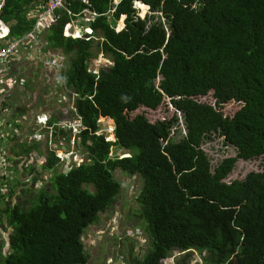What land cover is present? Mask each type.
Returning a JSON list of instances; mask_svg holds the SVG:
<instances>
[{"label": "trees", "instance_id": "trees-1", "mask_svg": "<svg viewBox=\"0 0 264 264\" xmlns=\"http://www.w3.org/2000/svg\"><path fill=\"white\" fill-rule=\"evenodd\" d=\"M0 1L8 39L33 28L26 14L42 0ZM135 1L141 14L148 5L160 14L141 19ZM67 2L73 13H97L91 32L73 38L65 34L75 16L57 10L44 35L47 50L69 57L65 85L78 95L86 158L63 171L49 152L43 168L52 176L28 206L24 195L34 188L25 184L14 201L15 188L8 201L0 197V224L11 230L0 264H87L83 236L123 188L116 169L142 180L135 198L149 245L140 258L128 253L126 264H162L175 250L184 253L176 264H189L193 252L201 264H264V164L225 180L239 158H264V0ZM95 48L112 59L98 75L89 66ZM167 100L184 120L179 140L171 133L177 112L149 119ZM101 117L114 122L115 140L98 132ZM212 133L237 149L214 167L202 148ZM114 146L125 153L112 156ZM20 147L27 156L41 151L37 141Z\"/></svg>", "mask_w": 264, "mask_h": 264}, {"label": "rangeland", "instance_id": "rangeland-1", "mask_svg": "<svg viewBox=\"0 0 264 264\" xmlns=\"http://www.w3.org/2000/svg\"><path fill=\"white\" fill-rule=\"evenodd\" d=\"M137 10L138 15L141 17V19H144V17H148L151 14H160L159 12H151L149 8L144 14H141L142 11L139 8H137ZM121 23H123V17H121V20L116 23L117 30H121L123 28H120ZM78 24H81V29H84L83 26L85 25V23H82L80 21L75 23V30L81 32V29L79 28L80 25L77 26ZM89 32L90 30H85L84 33ZM77 34L78 33L75 32L73 35L76 36ZM80 35L83 36V33L81 32ZM94 50L97 56L93 58L92 61L97 62L98 64L101 63L103 65V68H107L112 65V59L104 56L101 52H99L98 48H95ZM92 61L89 64L90 67H92L93 65ZM68 63L69 57L66 56L64 60V65L66 68L68 66ZM34 67L25 64L22 69V73L17 71L15 72L19 82H21L20 84L23 87L27 86L31 88V92H28V94H31V98H26L25 100H23L22 104L24 108L19 109L18 112V116L19 114H21L22 119L25 120V122H30V118H32L33 112H31L30 116L28 112L31 107L39 108L47 101H50V104H54V99L57 100L58 97L69 95V93L65 92L64 88L58 87L57 85L55 92L53 91L54 97L53 95L49 97L44 96V92L51 93L50 88L52 87V82L49 78L43 80V71L41 81L38 80V83H36L35 81L25 84L23 82V79L27 80L26 76L28 71L32 70ZM158 81L159 79L157 80V82ZM22 96H26V92L20 89L7 94V98L4 104L5 106H9L10 110H0L2 118L9 116L12 121H16L20 126L21 124L19 121L21 119L16 118L15 120H13L12 104L13 106L15 103H17L15 104V106L18 105V103L22 100ZM52 97L53 99H50ZM211 99V95H209L207 96V98L201 100L210 101ZM60 105L62 108V112L67 117V120H72L73 118H75V112H73L70 108L68 110L66 109L68 101H64ZM55 106L56 105L50 107V109H53ZM237 107V105H232L224 108V110L226 109L228 111H234ZM176 112L177 110H175L173 105L169 102V100H167V102H164V104L155 113L149 114V119L151 121H155L158 119H170ZM177 116L179 117V126L173 127L171 133L173 134L172 137H174L176 140H179L180 137L186 132V127L180 111L177 112ZM55 117H59V114H55ZM60 118H63V116H60ZM99 127V133H104L109 140H115V125L113 121L101 117L99 119ZM8 129L10 130L11 128L9 127ZM112 137H114V139H112ZM25 140L26 137H23L24 142ZM17 143L20 146V144L23 142ZM202 148L210 157L212 165H216L218 161H221L227 156H235L237 154L236 147L227 144L224 141L223 136L219 133H212L211 137L203 142ZM79 150L83 155V158H86V152L81 144L79 146ZM124 153L125 150L123 148L114 146L112 156H119ZM263 164V157L250 160L239 158L236 162L234 170L227 176L225 180L232 181L234 179H244L251 171H261L263 168ZM30 165L31 166L25 167V171L20 174L17 172L18 167L16 164V175H14V185L16 192H18V190H21L20 188L23 186V184L34 188V190L32 189L27 195H24V199H26L27 201L25 204L27 206L30 204V201H32L35 195V191L41 189L44 185L49 183L52 176V171L44 170L42 164L40 165L33 163ZM58 169H60L59 165ZM31 173H33L34 175H32L33 178L30 180L29 177H31ZM114 176L122 182L123 188L120 194L117 196V199L113 203V205H111V207H109L105 212H102L99 221L95 225L90 226L83 236L82 240L85 244V249L89 256L87 264H126V256L128 253L133 252L135 256L140 258L144 253L147 252L149 248L147 233L146 231H144V226L138 217L139 205L135 198L136 194L139 192L142 186V180L136 175H129L125 173L121 169H116L114 171ZM35 177L39 178L36 185L32 182ZM0 231L1 245L5 246V248L7 249L8 233L11 232V230L6 225V222H4V224H0ZM183 254L184 253H182L180 250H175L172 256L167 258V260H165L164 262L166 264H176L177 259H179ZM189 264H201V257L197 254V252L191 253Z\"/></svg>", "mask_w": 264, "mask_h": 264}, {"label": "built area", "instance_id": "built-area-1", "mask_svg": "<svg viewBox=\"0 0 264 264\" xmlns=\"http://www.w3.org/2000/svg\"><path fill=\"white\" fill-rule=\"evenodd\" d=\"M83 1L88 3L89 0ZM67 3V0H42L32 3L29 6L26 15L29 20H35V24L30 31L26 32L20 38L15 39H8L9 27L2 21L0 16V110H10L9 106H5L4 104L7 94H10L17 89L23 90L24 88L15 74L16 71H14L15 62L24 55L28 57V62L32 66L42 64L45 68H52L57 74L58 87L64 88L65 92L69 93L68 96L58 97L57 100L54 99V104H49L52 106L56 105L54 109L47 110V112L35 110L34 113H32L34 122L31 127V133L28 136H25L26 133H23L22 130H20V127L12 128L8 125L11 129L5 131L7 118L10 119V117L5 114L6 117L2 118L0 114V197L4 201L9 200L10 189L15 188L14 175H16V172L13 169V164H11L8 153L9 144L13 140L16 142H24L23 137H26L25 141L28 143L37 141L40 144L43 142L45 145L44 149H41V151L34 149L28 154V156L24 155L25 157L23 158L22 164L24 167L31 166L30 164L33 163L42 164L43 166L46 155H49V152H55L59 156L58 165L60 170L63 171H69L73 166L80 164L82 160H84L83 155L79 150L80 131L84 130V127L82 126L81 118L78 116L77 108L75 106V98L78 95L70 91L65 85V74L68 69V66L66 68L64 65L66 55L58 53L52 49L47 50L44 35L47 30L57 23V10L65 9L69 14L75 16V20L66 27L65 34L66 36H72L73 38L82 37L80 34H77L76 36L73 35L77 32L75 30V23L79 21L85 23L83 26L84 29H81V24L77 25H80L79 28L82 33L85 32V30H90L91 32L89 26L90 23L95 20L97 13L88 9L83 11V15L80 13H73L67 7ZM92 64L90 71L98 75L100 69L103 68V65L94 61H92ZM24 81L25 80L23 79V82ZM64 101H68L66 109L68 110L70 108L75 112V118L72 120H67V117L62 112L60 104ZM57 113L59 114V117H55V114ZM60 116H63V118H60ZM53 120L55 121L51 124ZM61 131L68 132V135ZM218 163L219 161L217 164ZM32 175L34 174H30V180L33 178ZM38 180L39 178L34 182L35 185ZM11 195L12 201H14L18 192L15 191ZM165 260L167 259H164L162 264H166L164 262Z\"/></svg>", "mask_w": 264, "mask_h": 264}, {"label": "crops", "instance_id": "crops-1", "mask_svg": "<svg viewBox=\"0 0 264 264\" xmlns=\"http://www.w3.org/2000/svg\"><path fill=\"white\" fill-rule=\"evenodd\" d=\"M25 64L26 65H31L28 62V57L24 55L22 58H20L18 61L15 62L14 71L22 73V69H23ZM27 69H28V67H27ZM42 71L44 73L43 80L46 79V78H49L50 81L52 82V87L50 88L51 93H46V92L43 93L44 96L49 97V96H52L54 94V92L56 90V87H57L56 72L52 68L51 69L50 68H45L44 65L37 64L32 70L28 71L27 76H26L27 80H25L24 83L28 84V83H32V82H35V81H36V83H38L39 81H41ZM30 89H31L30 87L24 86L23 90H24V92H26V96H22V100H21V102L18 103V105L15 106V104H17V103H15L14 106L12 104V117H13V120H15L16 118L21 119L19 121L21 126L16 121H12L11 118L10 119L7 118V121H6V123H7L6 125L7 126L5 127V131H7L8 127H9L8 125H10L12 128L13 127H20V130H22L23 133H26L25 136H28L31 133V127H32V124L34 122V118L33 117L30 118V122H25V120L22 119L21 114H19V116H18L19 109H23L24 108L23 104H22L23 100H25L26 98H29V99L31 98V94H28V92H31ZM53 97H54V95H53ZM53 97L50 98V99H53ZM55 100H54V103H55ZM49 104H50V101H47L45 104H43L39 108H30L28 110L29 116H30L31 112L34 113L35 110H38V111L42 110V111H46L47 112V110H50V107H52V105H49ZM19 143H21V142H19ZM16 145H17L16 141L13 140L9 144L8 153H9L11 164H13V169L14 170L16 169V164H17V167H18L17 172L22 174L25 171V167L22 166L23 158L25 156H24V154L21 153V147L20 146H16ZM44 146L45 145L42 142L41 143V149H44ZM2 205L3 204H0V207Z\"/></svg>", "mask_w": 264, "mask_h": 264}, {"label": "clouds", "instance_id": "clouds-1", "mask_svg": "<svg viewBox=\"0 0 264 264\" xmlns=\"http://www.w3.org/2000/svg\"><path fill=\"white\" fill-rule=\"evenodd\" d=\"M134 4H136V2H134ZM136 7V6H135ZM137 8V7H136ZM148 8L150 9V6H148ZM181 112V111H180ZM234 146V145H232ZM231 156V155H230ZM214 167V166H213ZM8 233V232H7ZM10 232L8 233V236H9Z\"/></svg>", "mask_w": 264, "mask_h": 264}, {"label": "bare ground", "instance_id": "bare-ground-1", "mask_svg": "<svg viewBox=\"0 0 264 264\" xmlns=\"http://www.w3.org/2000/svg\"><path fill=\"white\" fill-rule=\"evenodd\" d=\"M137 3H139V2H136V7L138 8ZM77 32H78V34H81V32H79V31H77Z\"/></svg>", "mask_w": 264, "mask_h": 264}, {"label": "water", "instance_id": "water-1", "mask_svg": "<svg viewBox=\"0 0 264 264\" xmlns=\"http://www.w3.org/2000/svg\"><path fill=\"white\" fill-rule=\"evenodd\" d=\"M135 2H140V1H135ZM140 3H142V2H140ZM149 6V5H148Z\"/></svg>", "mask_w": 264, "mask_h": 264}]
</instances>
